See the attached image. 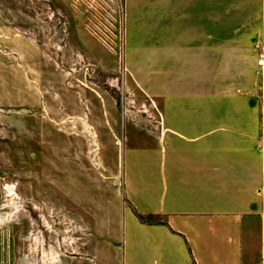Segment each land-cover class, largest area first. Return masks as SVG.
<instances>
[{"label": "crops", "instance_id": "0c3cea01", "mask_svg": "<svg viewBox=\"0 0 264 264\" xmlns=\"http://www.w3.org/2000/svg\"><path fill=\"white\" fill-rule=\"evenodd\" d=\"M120 1L113 74L152 109L126 110L113 207L69 193L101 239L68 258L115 264L119 222L122 264H264V0Z\"/></svg>", "mask_w": 264, "mask_h": 264}, {"label": "rangeland", "instance_id": "374dc122", "mask_svg": "<svg viewBox=\"0 0 264 264\" xmlns=\"http://www.w3.org/2000/svg\"><path fill=\"white\" fill-rule=\"evenodd\" d=\"M121 42L120 0H0V264H72L99 245L69 193L113 207L126 110L152 109L115 80Z\"/></svg>", "mask_w": 264, "mask_h": 264}, {"label": "trees", "instance_id": "16d2710c", "mask_svg": "<svg viewBox=\"0 0 264 264\" xmlns=\"http://www.w3.org/2000/svg\"><path fill=\"white\" fill-rule=\"evenodd\" d=\"M143 220V218H141Z\"/></svg>", "mask_w": 264, "mask_h": 264}]
</instances>
